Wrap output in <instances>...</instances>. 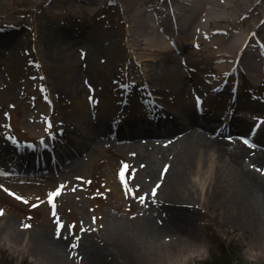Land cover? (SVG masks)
Listing matches in <instances>:
<instances>
[{"label":"rangeland","instance_id":"1","mask_svg":"<svg viewBox=\"0 0 264 264\" xmlns=\"http://www.w3.org/2000/svg\"><path fill=\"white\" fill-rule=\"evenodd\" d=\"M88 1L86 4L75 0H0V35H3V40L13 35L14 39L19 38L21 42L15 47L18 52L13 49L10 53L5 45L0 47V128H3L4 133L12 137L9 130L12 127L17 130V135L26 139L42 134L43 123L38 118L44 112L53 117L58 111L57 120L63 119L70 124V128L80 119L96 123L102 115L118 113L121 110V95L116 96L113 92L116 89L113 84L115 80L129 83L140 81L152 92H157L161 100V115L171 114L182 119L187 113H195L194 105H197L200 109L197 113L215 116L208 109L218 106V100H213L222 97L228 90L227 84L222 90L213 93L221 81V77L217 76L232 67L235 60L223 56L228 53L225 43L230 36L221 37V34L228 24L208 27L215 33L210 37L217 42L214 49L213 44H208L209 50L203 44L193 48L185 45L180 53L158 55L149 49L136 50L128 42V35L137 33V29L140 33L136 37L147 41L150 36L146 35L152 30L144 29L142 23L140 31L139 21L147 19L149 24L155 26V18L156 22L162 19V9L165 7L160 4V0H148L147 6H142L144 16L131 13L123 0ZM74 3L86 5V8H77ZM254 5L260 4L256 1ZM175 10V13H171L177 14L179 10ZM178 15H182L181 10ZM222 15L230 17L227 12ZM128 19L132 21L131 25ZM136 21L137 25L134 26ZM236 31L239 29L229 34H235V39L238 37L241 42ZM62 33L72 34L73 39L59 43L58 37ZM179 34L183 38L182 43L193 42L184 34ZM253 43L255 45L249 48L263 62L264 41L255 40ZM168 46L171 47L170 43ZM213 50L215 54L210 58L209 52ZM225 59L227 62H224ZM164 62L181 68L183 77L177 71L171 77L162 72ZM222 65L225 67L216 74L214 66ZM77 69L83 70L98 87L100 85L101 90L95 96L101 97V100L98 99L94 110L87 104V97L91 94L86 91V86L90 85L87 77L77 83L82 92L74 96L68 94L71 76ZM255 77L251 76L243 82L239 106L233 110L250 101L251 104L241 110L251 112L243 111L233 119L240 120L245 128H251V132L257 127L256 116H264V74L259 70ZM183 79L191 83L190 86L196 90L194 94L203 98L202 104L195 102L190 93H185L187 95L183 97L178 94L177 97L174 92ZM85 82L88 83L86 86ZM134 89L139 91L137 85ZM45 92H48L47 95ZM45 96L51 98L55 109H52L53 104L46 103ZM124 108L127 119L140 118V113L133 111V107ZM114 141L111 144L94 145L92 154H83L85 161L72 172L58 174V171H54L53 177L45 176L49 172L47 170H43L44 175L38 173L37 177L29 176L34 172H15L9 168L12 162L0 155V168L11 174L0 173V185H3L0 187L2 222L15 223L26 231L27 236L63 234L74 241L76 247L82 248L91 230L97 231L118 222L127 227H145L148 212L151 213L156 204L142 203L139 199L150 192L148 186L144 189L146 175L142 176L133 166L132 150L122 148ZM152 155L156 157V154ZM125 164L127 174L123 173ZM61 185L63 188L59 194L50 198V193ZM13 192L17 195H12ZM200 208L203 209L201 204ZM218 216L219 210L215 215L212 210H208L204 219L193 222L192 228L199 236L201 246L196 250L187 249L178 253L166 264H264V253L252 242L250 230L247 235L242 232L230 233ZM31 251L26 241L24 245L16 246L4 237L0 241V264H36ZM77 264L88 263L84 259Z\"/></svg>","mask_w":264,"mask_h":264},{"label":"bare ground","instance_id":"2","mask_svg":"<svg viewBox=\"0 0 264 264\" xmlns=\"http://www.w3.org/2000/svg\"><path fill=\"white\" fill-rule=\"evenodd\" d=\"M75 1L89 3L88 0ZM147 1L122 2L131 9V13H140L144 16L142 6H147ZM219 1L160 0V4L165 6L162 9V19L156 22L154 16L155 26L149 24L147 19L139 21L140 31L142 23L144 29L152 30L146 35L150 36L147 41L136 37L140 32L134 27L137 33L128 35V42L136 50L149 49L158 55H165L172 51L168 46V40L178 31L192 39V44H203L209 50L208 44H213L214 49L217 42L210 39L215 33L208 27L228 24L221 34V37L230 36L228 38L230 42L225 43L228 53L223 56L232 60L238 58V63L234 61L236 64L233 69L240 72L244 81H248L251 76L257 77L259 70L264 74V63L259 61L258 55H254L253 49L249 48L255 45L253 43L255 40L264 41V0ZM256 1L260 5L255 6ZM75 6L86 8V5L82 4ZM175 9L181 10L182 15H178L179 11L177 14L171 13H175ZM223 12L229 13L230 17L223 16ZM151 16L153 17L152 14ZM170 17H174V23L170 21ZM128 20L131 25L132 21ZM136 25L137 21L134 22V26ZM235 29H239L236 34L241 42L238 37L235 39V34H229ZM2 36L0 35V47L5 45L10 53L13 49L16 50H13L14 52H18V48L15 47L21 45L19 38L14 39L11 35L10 38L3 40ZM72 39L70 33H62L61 37H58L59 43ZM244 52V56H241ZM214 54L215 50L209 52V57L212 58ZM224 62H227V59ZM224 67L225 65L214 66L213 71L217 74L220 68ZM111 69L117 74L114 68ZM161 69L170 77L174 76L176 71L181 78L183 77L181 68L175 67L174 64L164 62ZM224 71L226 69L221 76L227 74ZM84 77L87 75L83 70L74 71L68 91L70 96L83 91L77 83ZM87 82L90 85L86 86ZM87 82H85L87 92L96 95V92L101 90L95 81L90 79ZM119 83L121 81L113 82L116 89ZM190 84L183 79L174 92L177 97L178 94L182 97L187 95L185 93L199 96L194 94L196 90ZM239 93H242V88ZM123 109L126 110L122 108L119 113ZM155 109L154 106L146 107L139 119L129 120L124 112L111 113L110 116L102 115L96 123L80 119L72 128L69 123L60 124L58 126L60 135L56 142L47 143L50 148H56L60 142L64 146L70 145L74 148L75 153L71 151L64 154L60 152L61 146L58 145L60 152L58 161L67 160L66 158L71 160L64 170L58 169V174L64 171L72 172V169L85 161L82 155H91L93 146L98 143L111 144L115 140L114 142L122 145V148H130L133 152V166L142 176L146 175L144 189L147 186L150 188L145 201L149 204L156 203L152 207V212H148L145 227L137 225L127 227L118 222L97 231L91 230L87 233L88 238L82 248L76 247L74 241L63 234L27 236L26 231L18 225L10 221L4 223L0 218V241L5 237L16 246L24 245L26 241L36 264H77L79 260L84 259L88 264H166L178 253L187 249L196 250L201 246L192 223L204 219L208 210H212L214 215L219 210L218 217L227 231L247 235V231L250 230L252 242L263 254L264 126L256 132L257 139L254 137L252 139L249 130L243 128V123L231 122L234 130L229 132L216 125L222 121V117L187 113L184 119L177 120L171 114L161 115ZM224 110L227 111L226 108ZM81 131L84 133L80 134ZM5 133L3 128H0V155L15 166L29 165L35 151H31L33 155H25V148L16 142H10L11 138L6 140ZM229 133L230 136L224 137ZM242 137L244 139H241ZM245 139L249 143H245ZM152 154H156V157ZM200 204L203 209L200 208ZM201 213H204L203 216Z\"/></svg>","mask_w":264,"mask_h":264},{"label":"snow or ice","instance_id":"3","mask_svg":"<svg viewBox=\"0 0 264 264\" xmlns=\"http://www.w3.org/2000/svg\"><path fill=\"white\" fill-rule=\"evenodd\" d=\"M197 46H198V45H197ZM197 101L200 102V98H199V97H197ZM261 122H264V121H261ZM229 139H231V137H229ZM241 139H244V138L242 137ZM245 143H249V141H247V140L245 139ZM124 167L127 168V165L125 164ZM122 178H123V173H122ZM0 187H3V185H0ZM126 187H127V182H126ZM136 187H139V185H137ZM62 188H63V185H61L59 189H57V190H55V191H52V192L50 193V198H52V197H56V196L59 194L60 189H62ZM133 194H135V193H133ZM12 195L15 196V195H17V194L13 192ZM147 195H148V194L146 193L144 196L139 197V199L141 200L142 203L145 202ZM153 195H154V193H153ZM18 198L21 199V200L25 199L24 197H18ZM53 207H55V202H54V201H53ZM0 214H3V210H0ZM26 226H28V225H26Z\"/></svg>","mask_w":264,"mask_h":264}]
</instances>
